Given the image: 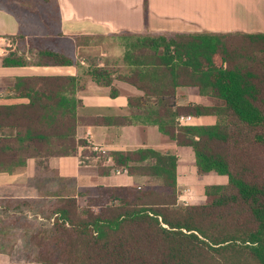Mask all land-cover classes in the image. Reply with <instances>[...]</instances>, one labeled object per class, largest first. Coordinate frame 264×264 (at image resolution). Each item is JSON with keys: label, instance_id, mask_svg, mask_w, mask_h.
I'll return each instance as SVG.
<instances>
[{"label": "trees", "instance_id": "16d2710c", "mask_svg": "<svg viewBox=\"0 0 264 264\" xmlns=\"http://www.w3.org/2000/svg\"><path fill=\"white\" fill-rule=\"evenodd\" d=\"M117 37L127 71L89 65L84 74L110 88L111 97L118 94L115 80L141 91V97L128 99L129 107L140 111L134 117L157 127L176 146L190 149L199 176L215 173L227 182L206 188L209 202L180 205L177 156L152 148L94 152L85 140H77L80 76L17 77L12 96L3 97L0 90V173L24 168L32 157L68 155L79 146L86 149L85 156L98 159L99 175L126 171L158 183L99 185L66 197L45 215V224L28 223L33 230L28 245L34 251L26 253L36 259L25 260L264 264V33ZM19 39L16 50L2 58L4 67L75 65L60 50L38 47L43 37ZM191 87L217 103L179 104V89ZM188 115L213 116L215 122H178ZM105 121L110 118L96 119ZM1 214L6 226L9 219L6 212ZM24 220L18 216L10 222L26 228Z\"/></svg>", "mask_w": 264, "mask_h": 264}, {"label": "crops", "instance_id": "0c3cea01", "mask_svg": "<svg viewBox=\"0 0 264 264\" xmlns=\"http://www.w3.org/2000/svg\"><path fill=\"white\" fill-rule=\"evenodd\" d=\"M11 2L14 3L10 5L6 1H0L1 96H12V87L17 77L75 76L74 66L4 67L2 65V58L16 50L19 38L24 37L27 41L32 32L29 21L23 19V16L27 18L26 13L21 16L18 11L20 8L13 7L17 1ZM53 2L57 13L56 34L70 38L72 36H118L125 33H264V0H53ZM26 56L28 59L31 58L30 54L26 53ZM81 85L83 86L77 91V96L82 101V106L77 112L79 116L77 140L87 139L93 146H99L107 152L152 148L177 156V185L180 202L181 199L186 198L188 204L190 203L191 188L190 192L185 194L182 189L190 186L191 180L195 177L204 181L211 175H215L220 177L221 182L223 181L224 176L215 173L199 176L193 152L188 148L176 146L174 142L163 136L157 127L143 123L127 125L120 122L124 118L140 121L139 118L134 117L140 111L130 108L128 99L141 97L143 95L141 91L123 81L115 80L114 86L118 94L116 97H111L110 88L101 86L91 79L87 80L86 86L81 79ZM190 93L196 98L202 97L197 88H181L178 91V103L184 105L190 102H203L199 99L181 101L180 96L184 97ZM97 118H110V121L100 124L97 122L95 124L93 120L91 123H81L87 122L84 121L86 119L96 121ZM207 118L211 121L208 124L215 122V117L203 116L195 118L193 124L207 125L201 124V120ZM78 154L72 157L68 155L32 157L27 160L24 168L0 173L1 218H3L1 213L6 212L5 216L12 220L23 216V220L38 226L45 224L47 221L45 215L52 207L58 205L61 199L77 194L82 189H94L99 185L146 186L150 180L147 177L130 176L127 172L117 174L116 171L100 176L95 171L88 176L79 165ZM45 166L52 172L57 169L63 175L59 174L47 179L42 172L46 169ZM70 167H74V176H67L65 173ZM71 179L73 182L67 183ZM50 181L53 182L52 187L48 186ZM21 224H13L10 220L6 222L8 237L11 238L7 240L11 246L6 251L0 250V264H42L37 261L15 260L11 255L34 251L28 245L32 227L28 226V222L26 228Z\"/></svg>", "mask_w": 264, "mask_h": 264}, {"label": "rangeland", "instance_id": "374dc122", "mask_svg": "<svg viewBox=\"0 0 264 264\" xmlns=\"http://www.w3.org/2000/svg\"><path fill=\"white\" fill-rule=\"evenodd\" d=\"M17 1V3L13 4L14 6L19 7L20 9V15L23 16L26 13L27 18L23 16V19L26 21H29L30 27L32 28L31 36L28 38L29 40L35 41L39 38L43 37L45 39L43 44L38 43L39 46H49L53 49L60 50L67 54L69 57H71L75 65V75L80 76L83 80L84 86H86L87 80H90L87 75L84 74L85 68H87L89 65H98V64H104L109 69L117 70L120 73H125L127 71L125 62L123 60L124 55V48L122 46V41L117 36H72L65 37V36H57V27H56V21H57V13L55 11V4L53 0L45 1V0H13ZM23 8V10H21ZM25 22V21H24ZM34 35V36H32ZM33 44H36L32 42ZM4 48V47H3ZM83 86L80 84V87ZM186 93V92H185ZM181 101H189V100H196L199 99L204 104H216L217 101L214 98L208 97L207 95H202V97L194 96V94L190 93L187 96H180ZM82 106H79V108ZM78 108V110H79ZM96 124V121L94 119H86L84 121L87 122H80L81 123H91V121ZM79 121V116H78ZM121 123H126L127 125H139L140 121H135L133 118L127 119L124 118L123 120H120ZM211 121L207 118L204 120H201V124H208ZM80 123V124H81ZM194 123V122H193ZM79 125V124H78ZM78 128L76 129V135H77ZM83 140V139H82ZM87 144L89 145L88 150L94 151V152H106L99 146H93L89 140L85 139ZM97 148V149H95ZM86 149H83L81 147H77L73 149L68 156H76L78 153V161L79 165L84 172H86V175H90V173H94L95 171L99 175V162L96 157L91 156H85L84 151ZM46 157V156H43ZM41 157V158H43ZM45 170H42V172L45 173V177L47 179L54 178L56 175H63L59 170H55L52 172L50 168H47L45 166ZM19 170V168L14 169ZM67 176H74V167H70V169H67V172H65ZM54 174V175H53ZM100 176V175H99ZM220 177H216L215 175H211L209 178H207L204 181H200L199 178L195 177L194 180H191L190 186H185L183 190V194L187 193L190 188V196H191V202L192 201H198V202H209L211 198L206 197L205 190L207 187L211 186H217V185H225L227 182L226 177L221 182L219 180ZM70 181L73 182V180H68L67 183ZM65 183V181H63ZM157 181L155 180H148L146 186H157ZM53 182L50 181L48 183V186L52 187ZM180 194V193H179ZM182 194V193H181ZM62 200V199H61ZM180 205H186V204H180ZM188 205V204H187ZM7 218V217H6ZM17 218V217H16ZM15 218V219H16ZM9 220H12L11 218H7ZM3 218L0 216V245L3 247L0 249H7L11 246L9 241L7 239H11L8 237V231L6 230V226H3L2 221ZM31 221V220H30ZM28 223H31L28 221ZM5 227V228H4ZM1 247V246H0ZM15 260H25L27 258H34L36 259V254H11Z\"/></svg>", "mask_w": 264, "mask_h": 264}, {"label": "built area", "instance_id": "2783aa9c", "mask_svg": "<svg viewBox=\"0 0 264 264\" xmlns=\"http://www.w3.org/2000/svg\"><path fill=\"white\" fill-rule=\"evenodd\" d=\"M194 120H195V118L192 117V116H190V115H188V116H181V117L178 118V122L180 124H192ZM95 149H97V148H95ZM116 172H117V174L123 173L121 171H116ZM187 192H189V190ZM180 203L187 205L188 204V201L186 200V198H184V199H181V202Z\"/></svg>", "mask_w": 264, "mask_h": 264}]
</instances>
